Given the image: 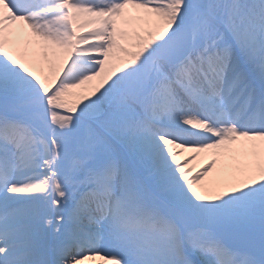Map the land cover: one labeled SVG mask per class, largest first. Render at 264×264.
Returning <instances> with one entry per match:
<instances>
[{
  "label": "snow or ice",
  "instance_id": "6c2138e0",
  "mask_svg": "<svg viewBox=\"0 0 264 264\" xmlns=\"http://www.w3.org/2000/svg\"><path fill=\"white\" fill-rule=\"evenodd\" d=\"M0 264H264V0H0Z\"/></svg>",
  "mask_w": 264,
  "mask_h": 264
},
{
  "label": "rangeland",
  "instance_id": "374dc122",
  "mask_svg": "<svg viewBox=\"0 0 264 264\" xmlns=\"http://www.w3.org/2000/svg\"><path fill=\"white\" fill-rule=\"evenodd\" d=\"M197 159H198V158H197ZM202 161H203V160L199 158L198 160H195V161H194L195 163H193L191 166H192V167L197 166V165H199L200 163H202Z\"/></svg>",
  "mask_w": 264,
  "mask_h": 264
},
{
  "label": "bare ground",
  "instance_id": "6f19581e",
  "mask_svg": "<svg viewBox=\"0 0 264 264\" xmlns=\"http://www.w3.org/2000/svg\"><path fill=\"white\" fill-rule=\"evenodd\" d=\"M197 158L199 159L200 157H197ZM197 158H196V160H198ZM200 159H201V158H200Z\"/></svg>",
  "mask_w": 264,
  "mask_h": 264
}]
</instances>
